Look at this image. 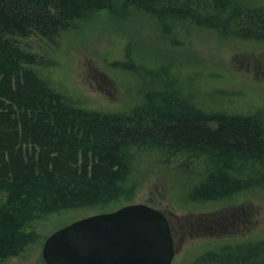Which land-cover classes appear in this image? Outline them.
<instances>
[{
  "label": "trees",
  "instance_id": "obj_1",
  "mask_svg": "<svg viewBox=\"0 0 264 264\" xmlns=\"http://www.w3.org/2000/svg\"><path fill=\"white\" fill-rule=\"evenodd\" d=\"M125 3L168 34L186 23L233 38L264 39V7L251 0ZM111 7L109 0H0V261L35 241L25 228L38 218L131 196L137 150L203 160L205 173L189 193L194 201L264 189V109L250 115L206 109L177 88L147 96L129 112L86 110L29 68L41 60L21 49L18 39L56 38L89 11ZM243 246L229 257L231 246L189 264H264V240Z\"/></svg>",
  "mask_w": 264,
  "mask_h": 264
},
{
  "label": "rangeland",
  "instance_id": "obj_2",
  "mask_svg": "<svg viewBox=\"0 0 264 264\" xmlns=\"http://www.w3.org/2000/svg\"><path fill=\"white\" fill-rule=\"evenodd\" d=\"M251 1L264 7V0ZM109 2L111 9L89 11L56 38L33 34L18 39L21 49L41 60L29 68L72 105L124 113L147 96L178 88L206 109L239 115L264 109V39L233 38L186 23L173 25L168 34L153 19L126 6L125 0ZM204 173L198 157L162 158L154 149L137 150L129 176L135 187L131 196L36 219L25 228L35 234V241L0 264H45L42 248L50 234L129 204L165 213L176 248L173 264H189L206 252L231 246L225 255L229 257L244 251L245 243L264 240V189L194 201L190 190Z\"/></svg>",
  "mask_w": 264,
  "mask_h": 264
},
{
  "label": "water",
  "instance_id": "obj_3",
  "mask_svg": "<svg viewBox=\"0 0 264 264\" xmlns=\"http://www.w3.org/2000/svg\"><path fill=\"white\" fill-rule=\"evenodd\" d=\"M175 248L165 214L145 204L79 219L50 234L45 264H173Z\"/></svg>",
  "mask_w": 264,
  "mask_h": 264
},
{
  "label": "flooded vegetation",
  "instance_id": "obj_4",
  "mask_svg": "<svg viewBox=\"0 0 264 264\" xmlns=\"http://www.w3.org/2000/svg\"><path fill=\"white\" fill-rule=\"evenodd\" d=\"M160 210V209H159ZM163 212V211H162ZM164 213V212H163ZM165 214V213H164ZM166 216V215H165ZM166 218H167V216H166ZM167 220H168V218H167ZM168 223H169V221H168ZM169 226H170V223H169ZM170 230H171V235H172V238H173V232H172V229H171V226H170ZM173 243H174V239H173ZM174 248H175V243H174ZM175 255H176V248H175Z\"/></svg>",
  "mask_w": 264,
  "mask_h": 264
},
{
  "label": "bare ground",
  "instance_id": "obj_5",
  "mask_svg": "<svg viewBox=\"0 0 264 264\" xmlns=\"http://www.w3.org/2000/svg\"><path fill=\"white\" fill-rule=\"evenodd\" d=\"M173 43V42H172ZM179 44V43H178ZM220 103V102H219ZM223 104V103H222ZM191 205V204H190Z\"/></svg>",
  "mask_w": 264,
  "mask_h": 264
}]
</instances>
